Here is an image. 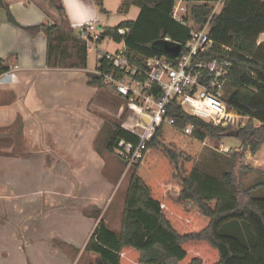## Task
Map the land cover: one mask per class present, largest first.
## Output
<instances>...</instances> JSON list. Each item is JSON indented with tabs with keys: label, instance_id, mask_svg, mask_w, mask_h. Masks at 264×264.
<instances>
[{
	"label": "trees",
	"instance_id": "trees-1",
	"mask_svg": "<svg viewBox=\"0 0 264 264\" xmlns=\"http://www.w3.org/2000/svg\"><path fill=\"white\" fill-rule=\"evenodd\" d=\"M91 1L102 9V0ZM119 1L118 12L125 14L136 5L139 14L134 21L101 28L99 43L104 38L122 42L133 63L154 56L170 58L164 48L171 43L164 38L177 42L183 51L190 30L172 18L177 0ZM181 1L186 4L191 21L201 26L217 0ZM51 2L63 24L62 6ZM4 8L8 22L19 26L6 5ZM209 26L213 47L199 59H227L231 63L223 101L230 110L247 118V122L237 129L224 122L213 126L171 104L168 112L175 126L155 125L143 158L132 168L120 232L112 231L99 218L83 248L95 257L94 264H264V178L240 190L232 172L222 173L218 184L207 175L202 186L195 175L197 158L207 139L220 141L237 131L242 150L255 153L264 144V41L258 42L264 33V0H223ZM121 28L129 29L123 37L117 34ZM23 29L31 35L44 32L49 46L60 40L57 26ZM77 47L85 63L86 45L77 43ZM9 70L7 59H0V74ZM101 70L106 72L109 67ZM87 83L107 88L124 101L102 77L89 74ZM127 109L126 103L124 110ZM189 122H194L197 128L191 135H185L181 129ZM111 127L108 152H115L119 140L135 142L120 125L113 123ZM221 186L228 192L227 198L200 191L221 190ZM259 192H263L262 197L252 196ZM242 196L246 198L244 202L240 201Z\"/></svg>",
	"mask_w": 264,
	"mask_h": 264
},
{
	"label": "rangeland",
	"instance_id": "rangeland-1",
	"mask_svg": "<svg viewBox=\"0 0 264 264\" xmlns=\"http://www.w3.org/2000/svg\"><path fill=\"white\" fill-rule=\"evenodd\" d=\"M80 2L87 3V11L94 8L98 30L134 21L139 14L136 5L125 14L118 12L119 0H102L101 10L90 1L91 7L89 0ZM75 33L77 43L83 45L84 42L77 37V30ZM263 39L264 33L259 36L258 42H263ZM122 47V42L110 38L101 40L98 49L88 46L85 73L94 72L97 50L115 52ZM79 74L82 76L76 78L73 93L67 97V126L64 128L62 123L56 126L57 131L67 136L66 153L61 159L66 161L68 168L66 173H63V168H57L60 173L51 176L66 178L67 189L65 192L50 189L53 184L49 183L43 191L33 190L31 198L26 200L31 204L22 210V213L32 212V218L23 221L19 228L8 222L9 217L0 215V264H94L95 257L83 251L90 231L85 233L89 222H85L82 215L96 220L102 218L116 233L121 230L122 210L132 169L125 172L117 152H108L106 146L112 124L122 127L127 114L134 110L129 105L124 110L126 102L119 100L109 89L88 87V77L83 78L84 73ZM245 120L240 118L238 125L232 126V129L245 124ZM11 133L17 137L23 131L20 126L19 130L16 127L15 130L12 127L3 130L4 136ZM196 168L195 175L201 186L208 176L216 179L218 184L222 173L232 172L236 186L245 190L264 178V144L251 153L248 149H241L236 137L225 136L220 141L207 139L197 158ZM200 191L213 197L229 196L223 186L221 190L201 188ZM252 196L262 197L263 192L253 193ZM245 200L243 196L240 199L241 202ZM7 202L15 200L11 198ZM62 238L67 242H63Z\"/></svg>",
	"mask_w": 264,
	"mask_h": 264
},
{
	"label": "crops",
	"instance_id": "crops-1",
	"mask_svg": "<svg viewBox=\"0 0 264 264\" xmlns=\"http://www.w3.org/2000/svg\"><path fill=\"white\" fill-rule=\"evenodd\" d=\"M53 1L64 10L63 24L51 0H2L0 5V59H7L10 68L0 74V215L13 218L8 222L18 228L32 218V212L22 210L31 204L26 200L33 190L43 191L49 183L53 184L50 189H67L66 178L51 176L60 173L57 168H63V173L68 168L61 159L67 136L56 126H67V97L73 93L76 78L82 76L79 73H84L83 78L92 74L85 73L86 55L83 63L75 33L80 23L98 20L92 1L91 11L81 0ZM4 5L19 26L8 22ZM40 25L57 26L60 40L49 46L44 32L31 35L23 29ZM19 126L23 131L19 137L4 136L3 130H19ZM11 198L15 202L8 203ZM82 219L89 222L85 233L91 235L98 219L84 215Z\"/></svg>",
	"mask_w": 264,
	"mask_h": 264
},
{
	"label": "built area",
	"instance_id": "built-area-1",
	"mask_svg": "<svg viewBox=\"0 0 264 264\" xmlns=\"http://www.w3.org/2000/svg\"><path fill=\"white\" fill-rule=\"evenodd\" d=\"M222 5L223 0L213 3L207 21L197 26L188 17L186 4L181 0L175 2L172 18L186 26L190 33L183 51L177 42L164 38L165 42L171 43L169 47L179 46L177 55L167 53L170 58L154 56L142 63H133L124 46L115 52H95L97 64L92 74L115 87L116 92L134 110L127 114V120L121 128L131 134L135 142L119 140L114 149L124 163L125 172L143 158L155 125L175 126V120L168 112L171 104L186 115L213 126L223 122L231 126L238 125L240 116L223 101V88L231 63L227 59H199L200 55L213 47L209 37V22ZM96 22L84 21L76 27L77 37L85 43L86 48L91 46L98 49L100 35ZM128 31V28H121L117 34L123 37ZM102 67H109V70L105 72L101 70ZM196 128L194 122H189L181 131L191 135Z\"/></svg>",
	"mask_w": 264,
	"mask_h": 264
},
{
	"label": "water",
	"instance_id": "water-1",
	"mask_svg": "<svg viewBox=\"0 0 264 264\" xmlns=\"http://www.w3.org/2000/svg\"><path fill=\"white\" fill-rule=\"evenodd\" d=\"M0 5H2V0H0ZM164 52L165 53H170V54H174V55H177L178 52H179V46H176V47H169V46H165L164 48ZM226 125V124H224ZM242 128V127H241ZM237 131H234L230 134V136L232 137H237Z\"/></svg>",
	"mask_w": 264,
	"mask_h": 264
}]
</instances>
